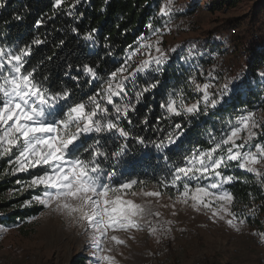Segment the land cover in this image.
<instances>
[{
    "label": "snow or ice",
    "instance_id": "obj_1",
    "mask_svg": "<svg viewBox=\"0 0 264 264\" xmlns=\"http://www.w3.org/2000/svg\"><path fill=\"white\" fill-rule=\"evenodd\" d=\"M63 3L55 0L53 8L59 9ZM172 3L166 0L159 8L157 16L162 26L147 24L149 35L138 36L137 47L129 45L123 62L106 78L90 65L84 66L85 76L90 77L88 84L100 82L85 97L74 99L72 89L67 87L54 90L46 76H37L36 67L27 68L30 45L0 47V160L6 161L0 177L26 174L27 179L17 178L14 184L18 187L9 190V196L32 192L20 207L38 205L41 215L55 213L81 228L90 242L92 259L88 264H119L117 255H123L120 248L135 239L134 233L146 231L159 244L174 230L185 231L175 229L176 221L165 219L159 208H170L172 216L190 209L206 215L212 223L223 221L237 233L257 211L255 207L246 214L232 211L235 197L225 187L239 180L234 174H225L226 170L239 169L254 176L255 183L264 188V123L255 119V106L238 109V114L224 122L219 135L209 130V147L194 148L179 162L172 160L173 146L179 147L195 120L215 116L219 107L246 91V81L239 73L221 80L215 66L205 72L199 63L191 64L194 57L203 55L196 51L195 44L179 57L191 69L185 84L188 91L197 94L194 102H190L183 85L168 91L166 102L160 103L161 116L151 126L158 133L154 139L133 137L123 126V121L133 124L129 113L146 93L161 84L158 77L170 63L169 52L176 51L162 47L164 35L171 30ZM41 23L37 20L36 26ZM95 31L84 40L93 41ZM32 43L39 45L42 41L35 39ZM137 56L143 57L138 63ZM258 76L264 85V70ZM71 79L80 87L79 77ZM162 120L168 121L167 130L161 127ZM141 123L148 125L149 121L145 118ZM129 139L145 149H154L165 171L152 179L134 178L136 167L143 161L132 152ZM242 182L250 183L248 179ZM248 195L255 199L251 192ZM165 198L170 203H161ZM38 218L31 216L26 222ZM9 230L0 225V234ZM251 235L258 236L264 245V232Z\"/></svg>",
    "mask_w": 264,
    "mask_h": 264
},
{
    "label": "trees",
    "instance_id": "obj_2",
    "mask_svg": "<svg viewBox=\"0 0 264 264\" xmlns=\"http://www.w3.org/2000/svg\"><path fill=\"white\" fill-rule=\"evenodd\" d=\"M213 1L221 4L228 3L230 7L236 4V0ZM54 2L55 0H0L3 4V7H0V47L18 49L30 45L32 51L31 55L26 58L28 60L26 67H36L37 76L41 79L46 76L54 90H62L66 87L72 89L74 99L85 97L99 87V81H95L91 86L88 84L90 77L84 74L85 65L95 68L100 76L106 78L110 71L115 70L123 62L128 46L132 45L135 48L138 36L149 35L147 24L152 23L154 27L162 26L161 18L157 16L162 0H80L79 3H76V0H64L59 9L53 8ZM73 4L75 7H70ZM188 9L189 12H193L197 8L188 7ZM69 12L72 14L69 15ZM16 16H20L21 19H15ZM37 20H42L39 27L36 26ZM249 22L251 29L259 22H264V1L257 4L251 11ZM231 28L234 26L230 25L226 32L227 43L231 42L237 50L247 52L250 58H253L254 64L264 60V39L257 42L251 41V35H243L244 33L240 36L231 35ZM73 29L76 31L74 32ZM93 29L96 30L93 41L84 40V36L91 33ZM35 39L41 40L42 43L33 44ZM246 40L250 43L249 47ZM218 41L197 42L196 51L203 55L194 57L191 64L202 65L208 56L223 53L226 49L223 47L219 49ZM109 52L112 54L109 55ZM186 54L187 51L170 54V63L165 66L162 76L158 77L161 84L157 89L146 93L141 102L136 105L135 111L129 113L133 124L130 126L127 121H123V126L130 131L133 137L139 135L156 138L158 133L153 131L151 126L161 116L160 103L166 102L167 93L171 89L183 85L190 102H194L197 94L188 91L185 84L191 69L179 60L180 56ZM248 67H250L248 63L241 65L238 70L228 71L227 75L230 77L238 73L244 75V70ZM218 72L219 75L220 72L223 73V71ZM72 76L79 77L80 87H77V81L71 79ZM198 79L203 80L199 76ZM141 83H144L143 78H141ZM257 96L255 92H244L230 99L226 105L219 107L215 116H201L199 120H195L179 142V147L173 146L172 160L179 162L183 155L190 153L194 148L209 147L207 136L209 130L219 135L224 122L238 114V109L253 108ZM145 118L149 121L148 125L141 123ZM174 119L180 120L181 118ZM167 126L168 121L162 120L161 127L167 130ZM128 143L137 159L143 161L136 167L133 173L134 178L152 179L153 175L158 176L165 171L164 162L162 159L159 161L156 159L157 154L154 149H145L136 144L134 139H129ZM4 167L5 165L0 162V171H3ZM225 174H234L239 177V180L233 184L225 186L235 197L232 211L237 214H246L249 208L255 207L256 214L254 217L249 216L247 223L256 232H262L264 194L261 187L255 183L251 174L241 172L239 169L226 170ZM21 177L24 176L17 178ZM15 179L10 176L0 177V225L8 227L26 223L29 217L37 216L41 211L40 206L35 205L20 207L25 199L30 198L26 193L12 199L5 196L7 191L18 187L14 184ZM244 179H248L250 183H243ZM249 192L255 197L254 200L249 197ZM19 229L23 236H28L30 233L24 228L19 227ZM74 264L84 263L76 261Z\"/></svg>",
    "mask_w": 264,
    "mask_h": 264
},
{
    "label": "rangeland",
    "instance_id": "obj_3",
    "mask_svg": "<svg viewBox=\"0 0 264 264\" xmlns=\"http://www.w3.org/2000/svg\"><path fill=\"white\" fill-rule=\"evenodd\" d=\"M263 1L236 0L235 6L230 7L228 3L213 0H173L171 30L164 35L162 47L165 50L176 48L175 52L180 53L199 41L209 40L212 43L219 40V49H226L228 27L238 26L243 30V35L249 36L252 30L249 16L254 7ZM188 7L197 9L189 12ZM246 43L249 47L250 43L247 40ZM175 52H169V55ZM142 58L137 56L135 62ZM227 74L220 72L221 80ZM0 162L6 166V161ZM20 176H24L22 179L28 178L26 174ZM25 193L30 197L32 195L31 191ZM5 196L12 199L21 195L9 196L7 191ZM161 203L170 202L165 198ZM41 211L37 220L9 227L7 233L0 234V264H74L76 261L88 264L92 257L90 242L84 231L67 217L47 212L41 215ZM159 211L165 219L176 221L175 229L184 228L185 231L174 230L168 239L159 244L146 231L134 233L135 239L127 240L128 246L120 248L123 255H117L119 264H157L154 252L162 247L167 249L169 264H191L199 255L204 257L201 264H260L257 256L264 251V245L261 248L254 245L251 233L256 230L248 223L237 233L223 221L212 223L206 215L190 209L179 211L177 216L170 214V208H159ZM19 227L29 230V235L23 236ZM262 229L264 232V226ZM177 233H183L185 239H177ZM121 236L127 239L124 234Z\"/></svg>",
    "mask_w": 264,
    "mask_h": 264
},
{
    "label": "built area",
    "instance_id": "obj_4",
    "mask_svg": "<svg viewBox=\"0 0 264 264\" xmlns=\"http://www.w3.org/2000/svg\"><path fill=\"white\" fill-rule=\"evenodd\" d=\"M165 2L166 0H162L161 5L162 3ZM242 32L243 30L239 29L238 27H234L230 29L231 35L240 36L243 34ZM250 35H251L250 38L251 41L258 42L260 40H263L264 22H259L256 26H254L250 32ZM247 63L250 64V67H248L247 70H244L245 72L244 75H241V77H243L246 81L245 92L257 93L258 96L256 97V101L254 103L255 119H257L261 123H264V85H262L260 78L258 76V72L264 70V60H261L260 62H257V64H254L253 58H250L247 52H245L244 50H237L233 43L228 42L226 50L223 53L221 54L215 53L213 55L208 56L205 63H203L201 66L203 67L205 72H207L213 66H215L217 71L228 72L232 70L233 71L238 70V68H240L241 65H247ZM252 63L253 65H251ZM226 77L231 78L229 75H227ZM201 82H203V80ZM261 139H264V137H261ZM261 171H264V168H262ZM261 190L264 194V188H261ZM176 238L179 240L185 239L183 233H177ZM253 243L255 246L259 248L263 247V245L259 242L258 236L253 237ZM154 258L157 264H169L170 262L167 249L164 247L159 248L154 252ZM257 258L260 261V264H264V251L260 252ZM203 260L204 257L199 255L191 262V264H201ZM2 264H10V263L4 262Z\"/></svg>",
    "mask_w": 264,
    "mask_h": 264
}]
</instances>
